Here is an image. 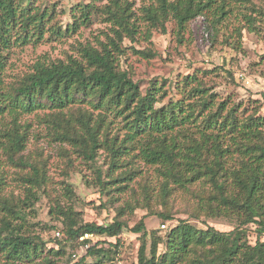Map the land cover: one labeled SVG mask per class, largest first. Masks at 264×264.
<instances>
[{
    "label": "trees",
    "instance_id": "trees-1",
    "mask_svg": "<svg viewBox=\"0 0 264 264\" xmlns=\"http://www.w3.org/2000/svg\"><path fill=\"white\" fill-rule=\"evenodd\" d=\"M97 1L73 6L71 23L61 30L53 8L0 0V151L8 163L29 168L19 174L25 183L22 198L4 194L0 171V264H58L84 243L90 244L76 264H115L127 227L123 207L131 203L121 205L110 220L94 223L49 195L45 165L23 153L37 135L30 116L60 151L69 147L94 167L104 194L110 183L119 182L115 189L135 194L134 206H146L157 189L164 207L170 193L179 191L194 203L190 216L234 221L231 230L219 231L179 220L163 237L151 232L148 247L140 219L128 228L141 234L134 264H264L263 103L219 94L204 79L211 73L205 70L181 75L172 87L166 79L154 78L141 91L120 62L125 38L149 41L154 31L166 33V23L172 21L181 40V32L198 16L214 33L231 15L238 17L244 23L235 25L232 35L240 47L243 28L258 34L264 30V0ZM93 15L109 23L104 40L81 45L75 56L62 60L35 61L31 72L5 80L12 48L35 47L73 33L90 24ZM101 153L108 159L106 170L96 165ZM44 194L52 198L48 212L61 216L60 226L49 227L59 233L52 239L36 231L39 223L29 217ZM160 216L171 218L167 210ZM252 230L253 244L247 239ZM84 233L90 239H81Z\"/></svg>",
    "mask_w": 264,
    "mask_h": 264
},
{
    "label": "rangeland",
    "instance_id": "rangeland-1",
    "mask_svg": "<svg viewBox=\"0 0 264 264\" xmlns=\"http://www.w3.org/2000/svg\"><path fill=\"white\" fill-rule=\"evenodd\" d=\"M27 1H31L38 7L53 8L55 21L63 30L72 21L70 10L73 6L88 3L91 0H21V4L24 5ZM133 1L135 5L139 4V0ZM253 1L258 3L259 0ZM104 2L106 0H98L97 4ZM237 18L231 15L219 26L218 32L214 33L206 21L203 22L199 16L195 17L189 22V27L181 32V40L176 37L172 21L166 23V33L154 31L149 41L145 42L137 37L134 40L125 38L122 42L124 50L120 58L121 67L129 72L133 80L138 81L141 91H144L149 81L154 78L166 79L169 81L168 86L172 87L174 81L181 75L192 73L194 70L211 71V73H206L204 79L213 85L216 92L223 96L230 94L235 101L243 103H247L248 99H259L263 103L261 112H264V30L258 34L248 32L243 28L240 47H238L235 45L236 37L232 35V29L235 25L241 26L244 22L239 23ZM91 19L90 24L80 26L75 32L61 35L49 42L39 43L35 47L27 45L12 48L6 62L5 80L10 82L31 72L35 61L50 63L62 60L69 55L75 56L81 45L104 40L105 34L110 33L109 23L102 22L98 15H93ZM136 50L143 51L144 54L137 53ZM225 69L231 71L233 79ZM168 93L171 94L170 88H168ZM167 99L164 98L163 102ZM29 119L34 121L37 135L33 137V141L28 143L23 153L30 156L32 161L45 165L46 173L51 181L47 191L50 196L54 195L61 205L68 204L81 215L84 221L94 223L110 220L123 204L135 205V194L123 191L121 188L115 189L120 184L119 182L110 183L108 187L111 190L108 193L104 194L100 191L94 167L77 156L69 147L65 152L60 151L57 143L49 142L48 138L42 136L44 130L36 123V117L30 116ZM70 161L73 162L72 166L69 165ZM107 163L106 155L101 153L97 157L96 165L106 170ZM28 169L8 163L0 151V171L4 177V194L21 198L24 196L25 183L21 181L19 174ZM143 171L151 173L150 169L143 168ZM156 181L155 179L151 185ZM133 187L137 189V184ZM141 193L142 191H139L138 199L142 198ZM46 194L41 195V200L35 203L29 217L33 222L39 223L36 231L40 232L44 238L52 239L57 232L49 227L51 225L60 226L58 217L61 216L48 212L52 198L47 197ZM152 195L155 196H150L149 204L146 206L143 203V206L131 208L130 204H126L123 207L125 213L122 217L127 227L120 236L115 264L136 263L141 234L134 233L128 228L134 226L140 219L143 220L146 229L148 247L151 244V232L163 237L169 229L178 224L179 220H186L191 225L202 229H205L207 225L219 231H229L234 227L233 220L204 217L203 215L199 218L190 216L195 207L194 203L179 191L170 193L164 207L159 202L160 195H157V189L153 190ZM108 199L113 202L108 204ZM105 204L108 208L104 207ZM166 210L171 214L170 219H163L160 216V213ZM162 223L166 225L164 228H161ZM250 227L253 229L254 225ZM255 236L253 230L249 232L247 236L249 243H254ZM260 238L263 240L264 235ZM91 239L93 242L96 237ZM79 248L76 251L82 254ZM157 249L160 252L162 245L159 244Z\"/></svg>",
    "mask_w": 264,
    "mask_h": 264
},
{
    "label": "built area",
    "instance_id": "built-area-1",
    "mask_svg": "<svg viewBox=\"0 0 264 264\" xmlns=\"http://www.w3.org/2000/svg\"><path fill=\"white\" fill-rule=\"evenodd\" d=\"M165 226L166 225L164 223L161 224V228H164ZM58 234L59 233L57 232L56 235H58ZM84 238H90V235L88 233H84L83 236L81 237V239H84ZM88 246H89L88 243H84V244L80 245L79 250L83 252ZM79 256H80V254L78 253V251H73L68 256V260L63 261L61 264H76L75 262L79 258Z\"/></svg>",
    "mask_w": 264,
    "mask_h": 264
}]
</instances>
